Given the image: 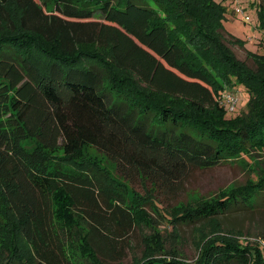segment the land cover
Instances as JSON below:
<instances>
[{
    "label": "trees",
    "instance_id": "trees-1",
    "mask_svg": "<svg viewBox=\"0 0 264 264\" xmlns=\"http://www.w3.org/2000/svg\"><path fill=\"white\" fill-rule=\"evenodd\" d=\"M255 1L264 31V0ZM157 12L173 13L179 25L172 30ZM223 13L213 0H0V191L35 264H76L78 257L107 264L135 230L123 188L77 163L86 148L132 188L144 183L158 193L173 191L190 171L264 151V55L246 51L251 68L227 50ZM189 25L199 40L195 61L181 40ZM130 76L148 93L130 98ZM237 86L248 95L247 111L225 119L216 96ZM60 194L65 217L55 210ZM262 207L259 173L185 206L172 222H221L230 211ZM143 264H264V246L216 235L194 262L161 257Z\"/></svg>",
    "mask_w": 264,
    "mask_h": 264
},
{
    "label": "rangeland",
    "instance_id": "rangeland-1",
    "mask_svg": "<svg viewBox=\"0 0 264 264\" xmlns=\"http://www.w3.org/2000/svg\"><path fill=\"white\" fill-rule=\"evenodd\" d=\"M224 8L222 28L225 33V46L236 59L243 61L247 66L254 68L246 51L255 55H264V31L258 28V2L255 0H213ZM264 4V1H262ZM10 13L16 20L18 11L13 4L9 6ZM164 7L171 8L170 4ZM163 22L168 23L174 30L177 23L173 22V13L157 12ZM183 23V22H182ZM189 25L188 35L181 36V40L193 61L198 59V36ZM230 36L239 40L243 45L230 42ZM37 52L33 55H37ZM39 56V66L44 67L45 60ZM124 75V74H122ZM126 76V75H124ZM131 82L124 90L130 98L136 90L148 93V89L130 76ZM132 90V93L128 92ZM232 95L236 99L234 110H230L222 99V93ZM179 108L184 107L182 98H175ZM248 95L241 86L220 92L216 96L217 106L224 110V118L232 119L247 111ZM25 146L32 148L33 141H26ZM77 163L87 164L93 169H99L107 180L115 182L126 192L128 201L132 206L138 220L135 230L121 242L119 247L122 253L107 264H143L149 258L175 257L184 262H194L200 253L204 242L216 235L228 236L238 240L242 245L252 246L258 242L264 246L261 239L264 236V207L233 210L221 216V222L213 220L205 224H174V215L185 206H193L202 200L218 197L232 188L244 186L256 181L259 173H264V151L253 153L251 156L242 155L231 162L218 165L208 170H193L183 177L179 185L170 192L158 193L154 188L144 183H137L133 188L120 180L114 167L103 160L94 150L86 148ZM67 201L63 194L55 196V210L59 217L70 215ZM72 220V217H71ZM72 222L82 228L79 220ZM230 230V231H228ZM225 232H228L227 234ZM79 256V254H78ZM16 264H35L29 246L24 242L16 230L12 214L7 210L6 202L0 191V262L7 259ZM76 264H89L81 257L73 260Z\"/></svg>",
    "mask_w": 264,
    "mask_h": 264
},
{
    "label": "built area",
    "instance_id": "built-area-1",
    "mask_svg": "<svg viewBox=\"0 0 264 264\" xmlns=\"http://www.w3.org/2000/svg\"><path fill=\"white\" fill-rule=\"evenodd\" d=\"M221 95H222L221 97H222L224 103L228 106V108L230 110H234V107L236 104V99L232 95H229L226 93H222Z\"/></svg>",
    "mask_w": 264,
    "mask_h": 264
}]
</instances>
